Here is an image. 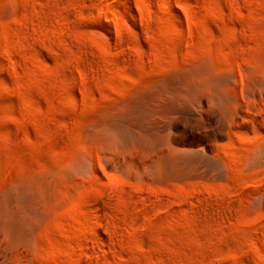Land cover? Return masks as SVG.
I'll list each match as a JSON object with an SVG mask.
<instances>
[{"label": "rangeland", "instance_id": "rangeland-1", "mask_svg": "<svg viewBox=\"0 0 264 264\" xmlns=\"http://www.w3.org/2000/svg\"><path fill=\"white\" fill-rule=\"evenodd\" d=\"M0 264H264V0H0Z\"/></svg>", "mask_w": 264, "mask_h": 264}, {"label": "bare ground", "instance_id": "bare-ground-1", "mask_svg": "<svg viewBox=\"0 0 264 264\" xmlns=\"http://www.w3.org/2000/svg\"><path fill=\"white\" fill-rule=\"evenodd\" d=\"M132 9V8H131ZM131 9L128 7V6H125V9H124V11H125V13H127V14H129L130 15V13H131ZM133 13V12H132ZM6 215V214H5ZM4 217V216H3ZM6 222V221H5ZM5 228V227H4Z\"/></svg>", "mask_w": 264, "mask_h": 264}]
</instances>
